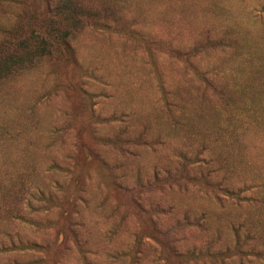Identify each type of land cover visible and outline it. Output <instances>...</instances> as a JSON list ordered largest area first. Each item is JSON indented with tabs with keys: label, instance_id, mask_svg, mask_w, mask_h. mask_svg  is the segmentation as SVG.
Listing matches in <instances>:
<instances>
[{
	"label": "rangeland",
	"instance_id": "obj_1",
	"mask_svg": "<svg viewBox=\"0 0 264 264\" xmlns=\"http://www.w3.org/2000/svg\"><path fill=\"white\" fill-rule=\"evenodd\" d=\"M92 1L116 10L103 19L110 28L86 27L72 41L75 58L43 59L0 83V264H131L138 239V264H167L149 236L152 220L169 225L186 211L203 215V225L183 228L186 247L211 241L234 252L244 240V253L263 251L264 0ZM9 3L0 0V25ZM203 41L215 45L193 61L177 56ZM106 137L141 142L121 147ZM202 143L221 169L213 181L238 195L186 179L157 183L141 199L169 213L138 214L137 192L119 183L175 173L180 153L192 156ZM198 165L185 175L206 170ZM22 177L53 201L27 207ZM30 240L46 249L32 250ZM263 255L227 261L264 264Z\"/></svg>",
	"mask_w": 264,
	"mask_h": 264
},
{
	"label": "trees",
	"instance_id": "obj_2",
	"mask_svg": "<svg viewBox=\"0 0 264 264\" xmlns=\"http://www.w3.org/2000/svg\"><path fill=\"white\" fill-rule=\"evenodd\" d=\"M13 1L14 0H11L12 4L9 3L6 7L7 12L12 7L9 11V21L0 25V83L32 68L43 59L55 60L62 59L65 56L75 58L76 51L73 48L72 41L78 32L86 27L110 28L103 19L117 13L116 10L112 12L105 5H98V3L92 0ZM0 9L4 10V13H6L4 7L0 6ZM105 12L108 13L104 17L103 14ZM212 29L215 30L214 28ZM212 29H207L206 37L210 41L216 43L214 40H218L219 35L211 33ZM224 36L225 33L221 36L220 41L224 39ZM210 41H203L186 50L180 49L177 51V56L186 61H193L197 59L201 51H206L208 48L214 47L215 44ZM211 78L212 81H210L214 84L215 79L214 77ZM205 80L208 81V77H205ZM219 88H221L219 92L221 94L223 93L224 96V87L220 85ZM104 141L107 144L114 143L115 145H121V147H123L126 144L141 142V139L138 140L137 137H116L115 139L113 137H106ZM199 148L200 150L192 154V156L180 153L181 161L180 164L177 165L178 167L175 173L167 170L165 173L160 174L158 170H156L146 182H142L143 177L139 175L133 184L128 183L126 185L122 182L119 183L127 191L137 192L138 195H134L135 198L137 197L136 200H134V209L138 214L156 212L157 214L167 215L169 213V210L164 209L160 203H151L150 207H147L141 199L145 188H153L157 183H161L163 187L174 184L180 185L181 182L186 179L187 181H196L198 184L202 185L206 191L209 190L214 193L221 191L224 194H230L232 196L238 195L233 194V189L225 185L223 181H213V174H216L221 169L214 164V154L206 143H202ZM94 155L98 157V154ZM198 162L201 164L198 165ZM192 165H198L199 168H206V170L199 175L193 173L185 175L184 171ZM179 174L181 175L182 181L179 179ZM163 179H165V183L160 181ZM34 189H30L27 186L26 178L22 177L20 181V192L22 193V199L25 200L27 207L36 208L38 201H53L50 193L47 191L37 187ZM81 201L86 202L87 200L85 197H82ZM69 205L73 209H76L78 206L77 202H70ZM201 217H203V215L193 216L192 213L186 211L180 218H177L176 221L169 225H163L162 223L152 220L149 236L162 246L163 249L160 254H162L165 263L207 264V261L209 262L211 260L212 264H216L215 261L220 259L222 264H231L227 259H232L234 256H238L243 260V255L258 257L260 253L264 252V249L263 251L260 250V252L251 249L247 253H244V251H242V245L244 246L245 244L244 240H239V242H237L233 247L234 252H230L228 249L223 251H221L222 249L213 250L211 241H208L201 249L186 247L185 243L181 242L182 239H185L182 238L183 228H187L191 225H203L199 220ZM71 218L72 216L70 219ZM68 233L70 236L73 235L77 242H81L80 237H78V232L71 224ZM27 242V245L32 250L44 251V249H46L45 245L39 241L30 240ZM140 243V239L136 240L135 251L140 247ZM135 251L131 254L133 259L131 264H138L140 259V257H135ZM262 258H264V255Z\"/></svg>",
	"mask_w": 264,
	"mask_h": 264
}]
</instances>
